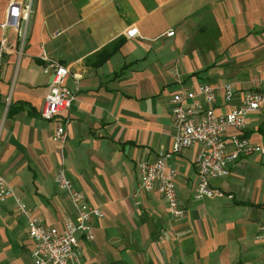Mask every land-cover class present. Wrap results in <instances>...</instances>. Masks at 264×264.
<instances>
[{
	"label": "crops",
	"instance_id": "crops-1",
	"mask_svg": "<svg viewBox=\"0 0 264 264\" xmlns=\"http://www.w3.org/2000/svg\"><path fill=\"white\" fill-rule=\"evenodd\" d=\"M9 1L0 0V174L31 213L57 229L75 215L55 182L62 166L105 214L90 219L92 239L77 233L87 264H210L215 254L224 264H264L257 239L264 150L240 155L228 175L211 179L219 192L198 200L202 145L171 154L165 170L177 172L188 209L182 218L171 216L158 191L137 192L138 162L172 147L170 97L181 84L231 82V99L221 91L210 102L218 112L241 104L246 90L264 89V0H31L23 36L20 25H2ZM132 25L137 33L128 36ZM50 58L80 75L76 99L63 111L64 148L53 138L59 120L40 115ZM10 103L18 107L12 113ZM243 133L264 147V108ZM240 206L249 213L244 220L222 212ZM31 247L28 219L9 196L0 201V264L28 263Z\"/></svg>",
	"mask_w": 264,
	"mask_h": 264
},
{
	"label": "built area",
	"instance_id": "built-area-1",
	"mask_svg": "<svg viewBox=\"0 0 264 264\" xmlns=\"http://www.w3.org/2000/svg\"><path fill=\"white\" fill-rule=\"evenodd\" d=\"M30 3L22 0H10L7 16L2 25L19 27L20 20H27ZM137 26L126 29V34L137 33ZM168 30L167 34H172ZM43 72L50 74V80L44 95L40 115L45 119H57L59 124L53 133L54 140L64 148L68 137L69 118L63 114L76 99L79 90V74L71 73L69 65L50 58L43 66ZM71 77L72 84L67 82ZM223 91L227 100L234 94L231 82L222 84L204 81L195 87L180 85L170 97L171 113L176 132L169 151L160 152L152 160L138 162L139 180L137 192L158 191L168 203L169 213L175 218L188 214V209L181 203L176 191L174 168L165 170V161L173 153H179L192 144H201L197 155L198 182L194 189L195 199H203L219 191L211 182L213 177L229 174V165L243 153L264 150V147L253 143L243 133L248 119L253 112L264 108V89L252 88L244 93L241 104L227 112H218L210 102ZM203 95L204 100L199 99ZM231 129V130H230ZM229 143L234 148L228 149ZM57 186L64 190L75 210V215L63 219V228L42 222L23 202L22 198L0 174V201L12 196L18 212L28 219V234L32 239L30 261L26 264H87L78 250V236L81 233L86 239L94 237L90 224L93 216L103 217L104 211L87 199L85 191L77 188L60 167L55 175ZM257 239L264 243V219L260 222Z\"/></svg>",
	"mask_w": 264,
	"mask_h": 264
},
{
	"label": "rangeland",
	"instance_id": "rangeland-1",
	"mask_svg": "<svg viewBox=\"0 0 264 264\" xmlns=\"http://www.w3.org/2000/svg\"><path fill=\"white\" fill-rule=\"evenodd\" d=\"M23 3H24V5L25 4H28V3H31V0H23ZM29 13H30V11H29ZM28 18H29V15H28ZM28 18H27V20H28ZM27 21L24 19V20H22V21H20V28H21V30H22V36H23V33H25L26 31V27H27ZM25 35H26V33H25ZM25 39V38H24ZM22 40H23V37H22ZM23 42H24V40H23ZM62 167V166H61ZM196 200H198V199H196ZM202 201V200H201ZM220 208V207H219ZM222 212H223V214H226V215H229V214H232L233 215V217L232 218H235V219H237V220H244L245 219V217H247L248 216V212H247V210H246V207L245 206H240V208H239V210L238 211H233V213H232V211H231V209L230 208H228V207H225L223 210H222ZM252 239H253V234H252ZM210 264H224L223 262H221L220 260H219V256H217L216 254H215V256L213 257V259L211 260V262H210Z\"/></svg>",
	"mask_w": 264,
	"mask_h": 264
},
{
	"label": "trees",
	"instance_id": "trees-1",
	"mask_svg": "<svg viewBox=\"0 0 264 264\" xmlns=\"http://www.w3.org/2000/svg\"><path fill=\"white\" fill-rule=\"evenodd\" d=\"M16 108H18V107L13 106V105L10 103V104L8 105V113H12L13 111L16 110Z\"/></svg>",
	"mask_w": 264,
	"mask_h": 264
}]
</instances>
